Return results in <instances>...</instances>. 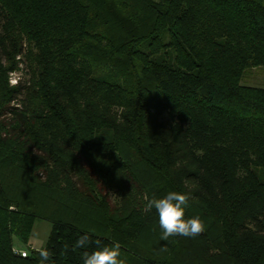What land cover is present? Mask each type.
I'll use <instances>...</instances> for the list:
<instances>
[{
    "label": "trees",
    "instance_id": "trees-1",
    "mask_svg": "<svg viewBox=\"0 0 264 264\" xmlns=\"http://www.w3.org/2000/svg\"><path fill=\"white\" fill-rule=\"evenodd\" d=\"M254 71L264 0H0V264H39L13 252L37 219L50 264L84 233L125 264H264ZM169 191L202 234L160 239L144 196Z\"/></svg>",
    "mask_w": 264,
    "mask_h": 264
},
{
    "label": "clouds",
    "instance_id": "clouds-1",
    "mask_svg": "<svg viewBox=\"0 0 264 264\" xmlns=\"http://www.w3.org/2000/svg\"><path fill=\"white\" fill-rule=\"evenodd\" d=\"M118 155V154H117ZM146 201L143 211L145 213L155 209L158 214V223L161 229L160 239L168 241L170 237L195 238L205 230L204 222L199 216L185 218V207L188 204L189 196L178 191H169L160 198L153 195L151 198L147 194L144 196ZM155 231V228L153 229ZM93 243L92 238L87 234H81L73 250L80 251L82 264H125L120 259L121 251L119 243L107 246L102 241L96 240V247L92 251L88 248ZM167 251V248H162ZM39 264H50L52 253L47 249H41L39 252Z\"/></svg>",
    "mask_w": 264,
    "mask_h": 264
},
{
    "label": "rangeland",
    "instance_id": "rangeland-1",
    "mask_svg": "<svg viewBox=\"0 0 264 264\" xmlns=\"http://www.w3.org/2000/svg\"><path fill=\"white\" fill-rule=\"evenodd\" d=\"M21 76V73L11 74L10 75V84L15 85L18 77ZM247 81V82H246ZM243 82V84L248 86H259L264 87V72L254 71L247 80ZM9 107H13V105H9ZM9 109V108H8ZM10 111V110H8ZM6 111V112H8ZM10 116H6L3 118L4 120L9 119ZM42 180L44 181V172L40 174ZM114 199V196L112 195ZM52 229L51 222L44 219H37L33 225L32 233L30 240L27 245L18 244L16 242L13 252L16 256H20L22 258H26L29 255L30 250L40 251L44 249L47 241L49 239L50 233ZM23 255H26L23 257Z\"/></svg>",
    "mask_w": 264,
    "mask_h": 264
},
{
    "label": "built area",
    "instance_id": "built-area-1",
    "mask_svg": "<svg viewBox=\"0 0 264 264\" xmlns=\"http://www.w3.org/2000/svg\"><path fill=\"white\" fill-rule=\"evenodd\" d=\"M26 256V255H23V257Z\"/></svg>",
    "mask_w": 264,
    "mask_h": 264
}]
</instances>
